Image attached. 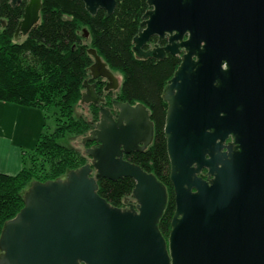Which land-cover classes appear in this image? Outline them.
I'll list each match as a JSON object with an SVG mask.
<instances>
[{
  "label": "water",
  "instance_id": "95a60500",
  "mask_svg": "<svg viewBox=\"0 0 264 264\" xmlns=\"http://www.w3.org/2000/svg\"><path fill=\"white\" fill-rule=\"evenodd\" d=\"M27 1L16 40L41 22L42 0ZM83 2L93 17L100 10L110 17L117 6ZM147 5L134 39L138 58L181 59L163 95L176 203L169 239L159 229L166 187L125 159L154 142L148 109L114 101L116 118L85 81L82 103L101 114L84 139L99 144L86 150L91 163L31 184L24 208L3 228L0 264H264V0ZM153 38L166 45L147 51ZM88 52L91 77L104 79L106 92L119 90L97 51ZM124 178L135 181V204L121 209L98 194V181Z\"/></svg>",
  "mask_w": 264,
  "mask_h": 264
},
{
  "label": "trees",
  "instance_id": "16d2710c",
  "mask_svg": "<svg viewBox=\"0 0 264 264\" xmlns=\"http://www.w3.org/2000/svg\"><path fill=\"white\" fill-rule=\"evenodd\" d=\"M27 4V0H21L13 7L10 0L0 1V21L5 23H0V101L44 112L56 107L62 114L55 131L41 133L33 153L24 156L20 173L0 174V237L5 224L24 208V193L33 182L57 180L88 164L87 158L75 149L59 143L67 135L89 133L100 121L99 107H93L92 122L77 118L74 112L87 81L96 84L97 95L106 98L110 106L120 101L142 104L148 109L154 124V142L146 151L133 152L125 159L154 174L166 187L168 203L159 229L168 240L176 203L165 135L168 106L163 95L181 59L171 55L164 60L144 59L135 53L134 39L149 9L147 0H117L110 17L104 10L91 16L83 0H42L40 24L16 40ZM90 49L97 51L112 72L122 75L119 90L106 92V81L91 77L94 58ZM86 145L91 148L97 143ZM202 176L206 178L205 171ZM98 186V194L113 207L125 209L134 201L133 179H102Z\"/></svg>",
  "mask_w": 264,
  "mask_h": 264
},
{
  "label": "crops",
  "instance_id": "0c3cea01",
  "mask_svg": "<svg viewBox=\"0 0 264 264\" xmlns=\"http://www.w3.org/2000/svg\"><path fill=\"white\" fill-rule=\"evenodd\" d=\"M39 112L43 111L0 101V174L14 176L23 169L24 156L40 137Z\"/></svg>",
  "mask_w": 264,
  "mask_h": 264
},
{
  "label": "rangeland",
  "instance_id": "374dc122",
  "mask_svg": "<svg viewBox=\"0 0 264 264\" xmlns=\"http://www.w3.org/2000/svg\"><path fill=\"white\" fill-rule=\"evenodd\" d=\"M114 74L119 79V83L121 85L123 82L122 75H120L118 73H114ZM84 92H86V90H84ZM113 100H115V97ZM93 107L94 106L89 105V104H83L82 101H80L74 107V112H75L76 117L77 118H83L87 121L92 122L93 121ZM39 113H40L39 114L40 116L38 118V120H39L38 129L40 126L41 127L40 128L41 133H53L55 131V128L59 125L58 122H59V119H60L61 114H62L61 110L59 108H56V107H50V108H48V111L46 110V112L43 111V112H39ZM100 118H101V114H100ZM95 128H96V125L93 126L92 131ZM92 131H90L89 133H87L83 136H69V135H67L66 138L59 140V143L75 149L78 153H80V155L86 157L88 160L87 163L90 164L91 159L86 154V150L89 147H88V145L84 144V139L86 137H89L90 133ZM41 133H40V135H41ZM31 150L28 151L29 155L33 153V151H31ZM133 203L135 204V201L130 202V204H133ZM126 208H129V206Z\"/></svg>",
  "mask_w": 264,
  "mask_h": 264
},
{
  "label": "flooded vegetation",
  "instance_id": "af4514ba",
  "mask_svg": "<svg viewBox=\"0 0 264 264\" xmlns=\"http://www.w3.org/2000/svg\"><path fill=\"white\" fill-rule=\"evenodd\" d=\"M22 36H20V38H21ZM19 38V39H20ZM156 39V42L155 41H153V40H155ZM166 45V42H163V43H160L159 42V39L158 38H153L152 40H151V42H150V44H149V46L146 48V50L147 51H155L157 48H159V47H164ZM167 56H168V54H167ZM95 81H98V79H96ZM92 85H96L95 83H91ZM106 86H107V82H106ZM104 100H105V102L104 103H102L100 106H104V107H108V108H110L111 109V111H112V113L114 114V116L117 118V114H118V111L117 110H115L114 109V107L113 106H110L109 105V102H108V100L106 99V98H104ZM89 105H92V104H89ZM113 105V104H112ZM93 106V105H92ZM100 106H98V107H100ZM95 107V106H94ZM99 144H97V145H94V146H98ZM134 204V203H133ZM130 203L128 204V206L130 207Z\"/></svg>",
  "mask_w": 264,
  "mask_h": 264
}]
</instances>
